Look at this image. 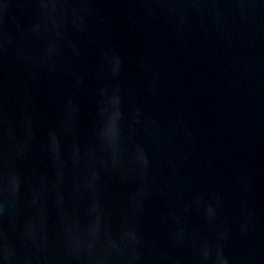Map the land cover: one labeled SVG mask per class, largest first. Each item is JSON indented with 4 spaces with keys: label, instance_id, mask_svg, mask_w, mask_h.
<instances>
[{
    "label": "water",
    "instance_id": "water-1",
    "mask_svg": "<svg viewBox=\"0 0 264 264\" xmlns=\"http://www.w3.org/2000/svg\"><path fill=\"white\" fill-rule=\"evenodd\" d=\"M0 264H264V0H0Z\"/></svg>",
    "mask_w": 264,
    "mask_h": 264
}]
</instances>
